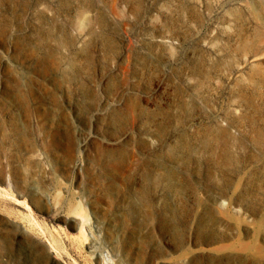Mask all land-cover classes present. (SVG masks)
<instances>
[{
	"label": "rangeland",
	"instance_id": "374dc122",
	"mask_svg": "<svg viewBox=\"0 0 264 264\" xmlns=\"http://www.w3.org/2000/svg\"><path fill=\"white\" fill-rule=\"evenodd\" d=\"M0 264H264V0H0Z\"/></svg>",
	"mask_w": 264,
	"mask_h": 264
}]
</instances>
